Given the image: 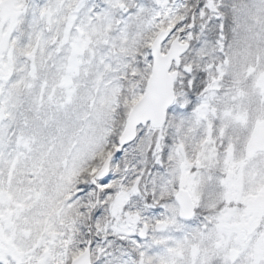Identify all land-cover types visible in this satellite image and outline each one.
<instances>
[{
  "label": "snow or ice",
  "instance_id": "obj_1",
  "mask_svg": "<svg viewBox=\"0 0 264 264\" xmlns=\"http://www.w3.org/2000/svg\"><path fill=\"white\" fill-rule=\"evenodd\" d=\"M0 264H264V0H0Z\"/></svg>",
  "mask_w": 264,
  "mask_h": 264
}]
</instances>
